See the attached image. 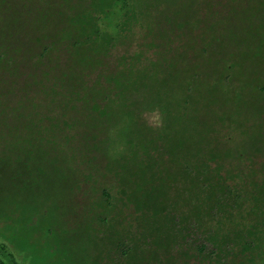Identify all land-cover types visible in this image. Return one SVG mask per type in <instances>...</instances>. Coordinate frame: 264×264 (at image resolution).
I'll list each match as a JSON object with an SVG mask.
<instances>
[{
  "label": "rangeland",
  "instance_id": "374dc122",
  "mask_svg": "<svg viewBox=\"0 0 264 264\" xmlns=\"http://www.w3.org/2000/svg\"><path fill=\"white\" fill-rule=\"evenodd\" d=\"M88 1L0 0V54L36 65L23 43L38 50L41 27L59 31L58 13L74 19ZM130 2V26L175 29L157 40L137 28L112 49L160 43L149 57L143 46L135 67L115 70L114 87L132 101L98 102L85 89L58 97L63 87L52 82L23 99V74L16 85L17 71L0 73V264H188L167 212L185 225L188 155L216 142L223 175L264 174V0ZM112 17L115 30L123 10ZM190 169L199 181L202 166ZM256 180H245L250 190ZM259 239L229 264H264Z\"/></svg>",
  "mask_w": 264,
  "mask_h": 264
},
{
  "label": "trees",
  "instance_id": "16d2710c",
  "mask_svg": "<svg viewBox=\"0 0 264 264\" xmlns=\"http://www.w3.org/2000/svg\"><path fill=\"white\" fill-rule=\"evenodd\" d=\"M86 3L89 9H80L76 12L74 19L73 17H60L62 13H58L59 31L50 32L48 27L39 29L38 35L34 36V40L37 39L40 45V48L36 50L38 52L27 48L28 46L23 43V55L26 50L31 51L37 60L36 65L25 67L24 57L22 64L14 54L6 57L0 54V73L17 71L18 73L14 71L16 74H13L16 76L12 77V83L16 85L20 84L23 74V99H29L30 95L38 93L33 89L39 87L40 84L46 85L52 82L58 89L63 87L57 92L58 97H62L64 93L69 94L70 91L77 95V93H81L79 89H85L84 91L89 95H94V100L98 102L115 101L119 96L132 101L133 93H128L129 89H124L119 94V91L114 87V80L117 77L115 70L122 62L131 68L135 67L138 59L142 57L139 50L143 46L147 47V57H149L150 54L152 55L151 52L160 46V43L148 44L145 42L138 50L117 56L112 53V49L128 42L137 32V28L145 29L146 35L157 40L163 35L170 34L169 31L175 30L169 28L160 34L158 32L159 24H154L156 21L151 23L150 20L141 25L130 26L134 20L131 18L134 11L131 10L130 0H89ZM119 10H123L124 17L121 22L115 24L116 29L113 30L108 23L109 16L116 15ZM43 20L47 21L48 17L43 15ZM44 26L47 25L44 24ZM40 36H44L46 41L39 42ZM83 43L84 45H82ZM28 45L31 44L28 43ZM74 52H78L79 55L74 57ZM70 57L73 59L68 68L66 64L69 63ZM70 70H73V77L69 76L68 71ZM111 70L114 73L106 77L105 73ZM53 72L58 74L56 82L51 78ZM122 83L125 87L129 85L126 80ZM101 87H104L102 92H99L100 89H95ZM95 93H98L99 98L95 97ZM209 148V152L188 155L187 163L184 165L187 176V197L184 201L187 214L185 225L181 226L180 220L172 216V211H175L173 208L167 210L171 215L169 217L170 227L176 230L175 234L177 235L179 234L178 229L182 231L180 239L174 244L176 245L182 240L185 260L188 264H197V262L201 264H229L233 259L249 254L254 245L261 241L260 235L264 236L262 234V232L264 233V195H262L264 174L261 179L258 178V172L252 176L238 171H226L223 175L221 172L223 164L217 159L218 154L215 151L216 142ZM212 163L215 164L214 167H211ZM192 165L202 166L199 181L196 180V177L194 178L195 170L190 169ZM239 175L243 178H240ZM250 177L258 179L252 190L245 182ZM229 178L233 180L232 184L227 183ZM237 178L240 182L236 184ZM165 209L162 207V211ZM246 217L251 221H246ZM232 218L234 225L230 226ZM229 219L231 220L229 221ZM232 228L233 231H231ZM157 260L158 262L162 261L161 258Z\"/></svg>",
  "mask_w": 264,
  "mask_h": 264
}]
</instances>
